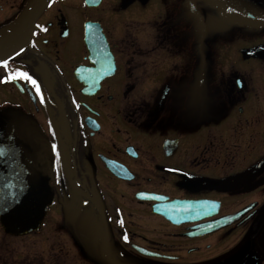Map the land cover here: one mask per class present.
I'll list each match as a JSON object with an SVG mask.
<instances>
[{
  "label": "flooded vegetation",
  "instance_id": "1",
  "mask_svg": "<svg viewBox=\"0 0 264 264\" xmlns=\"http://www.w3.org/2000/svg\"><path fill=\"white\" fill-rule=\"evenodd\" d=\"M31 1L0 0V111L47 136L52 196L35 231L0 224V264H264V76L223 59L221 16Z\"/></svg>",
  "mask_w": 264,
  "mask_h": 264
},
{
  "label": "water",
  "instance_id": "2",
  "mask_svg": "<svg viewBox=\"0 0 264 264\" xmlns=\"http://www.w3.org/2000/svg\"><path fill=\"white\" fill-rule=\"evenodd\" d=\"M46 2L32 0L25 19H35ZM206 2L232 22L264 28V18L244 15L221 0ZM15 49L16 45L1 52L0 60ZM260 51L264 52V47L247 54L257 55ZM52 167V147L43 131L18 114L0 111V223L6 232L19 235L39 227L51 201ZM144 198L159 199L151 194ZM154 211L169 217L166 209Z\"/></svg>",
  "mask_w": 264,
  "mask_h": 264
},
{
  "label": "rangeland",
  "instance_id": "3",
  "mask_svg": "<svg viewBox=\"0 0 264 264\" xmlns=\"http://www.w3.org/2000/svg\"><path fill=\"white\" fill-rule=\"evenodd\" d=\"M225 1V0H224ZM226 3H232L237 6L238 9L248 16L251 17H264V0H228ZM205 12L214 13L206 6ZM221 27V38H222V56L223 59L227 58L229 64L230 62L236 60L237 62L243 58V61L247 62L252 68L251 76L256 79L264 76V53L261 52L257 56H245L244 52L247 50H254L257 47L264 46V28L254 29V28H242L232 25L230 22H226L220 19ZM229 57V58H228ZM223 78L228 77V72L221 74ZM152 261H158L154 258H146Z\"/></svg>",
  "mask_w": 264,
  "mask_h": 264
},
{
  "label": "snow or ice",
  "instance_id": "4",
  "mask_svg": "<svg viewBox=\"0 0 264 264\" xmlns=\"http://www.w3.org/2000/svg\"><path fill=\"white\" fill-rule=\"evenodd\" d=\"M3 64L5 65V66H7V64H8V61H3ZM17 76H19V77H21V78H23V79H25V80H27V81H30L31 83H32V85H34V86H36V90H37V92H39L40 91V89H39V87H38V85H37V81L35 80V79H33L32 78V76H30L27 72H25V71H20L19 69H17V71L15 72V73H10L9 75H8V79H14V78H16ZM53 147H55V146H53Z\"/></svg>",
  "mask_w": 264,
  "mask_h": 264
}]
</instances>
